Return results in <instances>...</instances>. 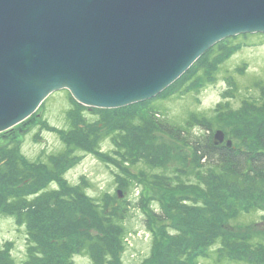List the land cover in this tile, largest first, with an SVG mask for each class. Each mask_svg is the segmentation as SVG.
<instances>
[{
	"label": "rangeland",
	"instance_id": "obj_1",
	"mask_svg": "<svg viewBox=\"0 0 264 264\" xmlns=\"http://www.w3.org/2000/svg\"><path fill=\"white\" fill-rule=\"evenodd\" d=\"M243 35L231 37L237 38L231 41V47H240L229 56L226 55L227 58L219 64L214 77L204 79L199 89L194 90L192 87L197 77L193 78L191 75L186 80L183 77L188 75L199 61L204 62L201 59L208 51L180 78L182 80L179 84L176 83L180 79L165 90L167 94L162 98L156 99L165 91L155 98L157 101L154 102V107L160 110L157 118L166 120L174 129L182 130L191 144H195L197 140H202V143L209 138L212 140L220 133L222 137L217 139L220 145L229 148L254 147L260 135L264 134V34H255L248 38ZM224 53L216 49L207 63L225 56ZM207 69L197 70V75H204ZM69 93L62 90L52 94L34 115L13 129L0 133V194L2 195L6 188L7 193H10L16 186L27 190L24 193L29 195L19 199V206L31 209L30 204L37 198V194L30 195V190L34 191V188L40 187L42 179L46 181L44 172L40 169V172L34 175H28V172L15 174L14 171L19 169L14 168L20 161L29 163L32 165L30 167L36 170L42 168L43 164L53 167L56 157L65 155L73 160H69L70 165L62 175L63 180H49L48 186L38 190V194L63 192L62 184L66 182V188L71 189L70 193H67L72 195L73 191H81L95 206L108 203L110 208L116 211L128 209L125 220L119 217L123 222L126 238L125 247L119 252L122 264H145L153 257L152 251L156 246L153 227L156 233L158 231L160 237H157L161 243L165 239H171L158 244L161 252L171 254L174 250H192L194 238L183 228L184 224L168 221V228L157 227L154 216L163 214L160 201L163 191L151 186L143 178V174L161 177L162 173H166L171 178H178L174 173L176 168H181L183 163L193 162L194 147L171 142L172 139L151 122L144 125V128L138 126L136 123L142 121L137 109L131 112L126 110L120 119L108 120L110 124L106 129L119 123L122 133L119 129L106 133L104 129L93 137L90 136L88 143H71L67 135L63 137L61 134H67L72 129L69 114L75 110V106L71 100L73 96L70 97ZM89 109L91 111L98 108ZM100 114L86 110L80 112L89 124L102 120ZM133 121L136 123L131 125ZM91 133L92 131H88L86 134L88 136ZM85 140L86 138H83V141ZM139 144L142 146L137 147ZM142 149L148 150L149 160L154 156L162 159L163 155L170 152L171 156L165 166H154L148 160L138 157L143 156L145 150ZM127 159L133 160L127 162ZM118 163L122 165L119 167ZM183 176L187 181H195L192 174ZM220 183V187L231 193V197L227 198L228 203L234 207L243 204L246 209H241L235 219L225 222L222 233L225 237L209 247L207 253L200 256L198 264H264V186L246 183L236 187ZM209 201L211 200L204 199L203 204L197 206L209 205ZM4 208L0 204V256L6 257L1 253L8 252L16 264H26L30 259L28 249L32 244L31 236L26 225L19 224L14 215L5 214L1 210ZM40 209H45V206ZM149 220L154 222L149 223ZM97 232L94 230V235ZM168 233L170 235L163 236ZM62 236L68 239L63 232ZM244 242L245 247L240 244ZM110 248L105 258L97 256L100 264V261L103 264L117 262L113 260ZM76 251L77 247L72 253L70 264H95L91 254ZM50 255V259L47 258L44 264H63L57 255ZM249 260H252V263ZM169 262L163 261L162 264ZM156 263L160 264V260L149 264Z\"/></svg>",
	"mask_w": 264,
	"mask_h": 264
},
{
	"label": "water",
	"instance_id": "obj_2",
	"mask_svg": "<svg viewBox=\"0 0 264 264\" xmlns=\"http://www.w3.org/2000/svg\"><path fill=\"white\" fill-rule=\"evenodd\" d=\"M242 34H264V0H0V133L62 90L89 108L151 100Z\"/></svg>",
	"mask_w": 264,
	"mask_h": 264
},
{
	"label": "trees",
	"instance_id": "obj_3",
	"mask_svg": "<svg viewBox=\"0 0 264 264\" xmlns=\"http://www.w3.org/2000/svg\"><path fill=\"white\" fill-rule=\"evenodd\" d=\"M243 36L248 38L252 34ZM236 39L226 40L209 50L201 59L204 62L199 61V64L194 66L193 70L190 69L191 71L183 79L185 78L184 80H186L191 75L194 76L193 78L197 77L195 81L193 80L194 84L192 87L194 90L199 89L204 79L213 78L219 68V64L227 56L234 53L236 48L240 47L239 45L231 47V41ZM216 49L225 52V56L207 63ZM201 69L207 70L206 72L204 71V75L199 76L197 75V70ZM181 80L176 84H179ZM165 94H167L166 91L161 97L159 96L156 99L162 98ZM69 95L71 97L70 93ZM156 99L122 109H93L90 111L89 108L80 105L71 97L75 106V110L69 114L72 121V129L67 134L64 132L61 134H63V137L67 135L71 143H88L90 136L93 137L109 126L110 121L108 120L120 119L126 110L131 112L133 109H137L136 111L141 116L142 122L136 123L133 121L131 125L136 123L144 128V125L151 122L156 124L157 128H160L167 137H170L172 139L171 142L185 147H187V144L189 146L192 145L194 147L192 150L194 152V156H192L193 162L183 163L181 168H176L177 171L174 173L179 176L178 178H171L166 173H162L161 177L144 173L143 178L151 186H155L154 188L162 189L163 191L160 195L163 214L154 216L157 227L160 226L159 229L168 228V221H172V223L177 221L184 224L185 227L183 228H186L190 232L191 237L194 238V247L192 250L188 249V251L182 252L174 250L171 254L170 252H161L157 247L158 244L168 242L171 239H165L161 243L158 238L160 237L158 231L156 233L155 227H153L156 246L152 251L153 257L147 260L145 264L154 263L158 260H160V264L163 261H170L168 264H198L200 256L206 254L209 247L225 237L222 234L225 222L228 219H235L241 209H246L243 204L234 207L233 204L228 203L227 198L231 197V193L227 189L220 187V182L236 187L246 183L264 186V134L260 135L254 147L238 146L237 148H229L226 145L218 146L210 138L206 141L204 140V143H202V140H197L195 144H191L186 140L182 130L174 129L166 120L157 118L160 110L154 107ZM83 110L93 114L101 113L102 120L89 124L80 115V112H84ZM115 130H121L119 123L106 129V133H113ZM88 131H92V133L87 136L86 133ZM83 138H86V140L83 141ZM135 142L137 144V141ZM141 146L139 144L137 147ZM142 150H145L142 153L143 156L139 155L138 157L148 160L154 166H165L171 156L170 152L163 155L162 159L154 156L149 160L148 150ZM56 158L53 167L52 165L49 166V164H43L44 167L42 166V168L40 167L36 170L30 167L32 165L29 163L20 161V164L14 168V170L16 168L19 169V171H14L15 174L17 172H28V175H34L40 172V169L41 172H44L46 181L42 179V182L39 183L40 187L34 188V191L30 190V195L37 194V198L32 203L29 202L31 203V209H23L19 206V199L29 195V193H24L27 190L19 189L16 186V189L10 191V193H7L8 188H6L2 195L0 194V204L5 207L1 210L5 214L14 215L19 224L26 225L28 234L31 236L32 244L28 249L30 259L26 264H44L47 258L50 259V254L57 255L56 257L61 259L63 264L64 262L65 264H70L72 253H74L73 251L76 250V247V252L86 251L91 254L95 264H100L97 256L100 255V257L105 258L107 250L111 247L113 260H117L115 264H122L121 259H119V252L124 249V241L126 239L122 220L126 219L128 209H117L116 211L113 208L111 209L108 203L95 206V203L93 204L89 201L85 197V193L81 191L76 190L75 192L73 191L72 195L69 194L71 189L66 188V182L64 181V184H62L63 192L38 194V190L48 186L49 180H63L62 175L67 171L70 159L65 155ZM71 160L73 159L71 158ZM132 160L127 159V162ZM203 160H205L204 163L202 162ZM121 165L118 163L119 167ZM14 172L13 175H15ZM183 174H192L195 181L191 182L183 179L185 177ZM127 182H125L126 186H128ZM204 199L211 200L209 201L211 203L197 206L198 204H203ZM41 206H45V209H40ZM150 222L154 221L149 220ZM94 230L98 231L95 235L93 233ZM62 232L65 233L68 239L62 236ZM168 235L170 234L163 236ZM240 244H243L244 247L246 246L245 242ZM195 245L197 246L196 248ZM247 251L249 252L248 249ZM1 254H5L6 257L0 256V264H16L8 252ZM109 259L111 260V258ZM249 261L252 263V260ZM100 262L103 264L102 261Z\"/></svg>",
	"mask_w": 264,
	"mask_h": 264
},
{
	"label": "bare ground",
	"instance_id": "obj_4",
	"mask_svg": "<svg viewBox=\"0 0 264 264\" xmlns=\"http://www.w3.org/2000/svg\"><path fill=\"white\" fill-rule=\"evenodd\" d=\"M227 39H228V38H227ZM225 40H226V39H225ZM223 41H224V40H223ZM221 42H222V41H221ZM219 43H220V42H219ZM209 50H211V49H209ZM50 96H51V95H50ZM50 96H49V97H50ZM49 97H48V98H49ZM48 98H47V99H48ZM47 99H45V100L43 101V103L41 104V106L39 107V109L42 107V105H44V102H45ZM39 109H38V110H39ZM33 115H34V114H33ZM25 121H26V120H25Z\"/></svg>",
	"mask_w": 264,
	"mask_h": 264
}]
</instances>
